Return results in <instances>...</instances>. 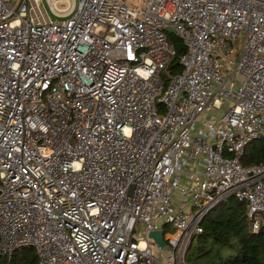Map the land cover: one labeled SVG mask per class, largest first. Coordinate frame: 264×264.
<instances>
[{"label":"built area","instance_id":"obj_1","mask_svg":"<svg viewBox=\"0 0 264 264\" xmlns=\"http://www.w3.org/2000/svg\"><path fill=\"white\" fill-rule=\"evenodd\" d=\"M257 138L264 0H0V255L187 264L229 196L264 227Z\"/></svg>","mask_w":264,"mask_h":264},{"label":"trees","instance_id":"obj_2","mask_svg":"<svg viewBox=\"0 0 264 264\" xmlns=\"http://www.w3.org/2000/svg\"><path fill=\"white\" fill-rule=\"evenodd\" d=\"M172 38L175 55L169 64L171 72L181 71L178 57L185 51L183 40ZM241 162L245 166L264 163V139L252 140L245 148ZM202 233L193 237L186 251L187 264H264V227L252 231L247 203L233 196L221 200L201 222ZM0 264H37L32 248L16 250Z\"/></svg>","mask_w":264,"mask_h":264},{"label":"rangeland","instance_id":"obj_3","mask_svg":"<svg viewBox=\"0 0 264 264\" xmlns=\"http://www.w3.org/2000/svg\"><path fill=\"white\" fill-rule=\"evenodd\" d=\"M53 17L55 16V15H53V14H51ZM167 33H170V34H173V35H176V33L175 32H168L167 31ZM244 38H245V31H242L241 32V34H240V37L237 39V40H235V42L238 44V46L239 47H242V44H243V41H244ZM168 40L170 41V42H173V39L170 37V38H168ZM234 42V41H233ZM228 103L229 104H231L232 103V99H228ZM143 230H144V228L143 227H140L136 232L138 233V234H141L142 232H143ZM168 232H173V228L170 226L169 227V231ZM2 257H4L3 255H0V258H2Z\"/></svg>","mask_w":264,"mask_h":264},{"label":"water","instance_id":"obj_4","mask_svg":"<svg viewBox=\"0 0 264 264\" xmlns=\"http://www.w3.org/2000/svg\"><path fill=\"white\" fill-rule=\"evenodd\" d=\"M165 28H166V30H167L168 32H174V29H173L172 27H170V26H166ZM162 235H163V231H162V230L152 231V232H150V234H149V236H150L151 238H153V240H154L156 243H158V244L161 245V246H164L165 242H164V240H163Z\"/></svg>","mask_w":264,"mask_h":264}]
</instances>
